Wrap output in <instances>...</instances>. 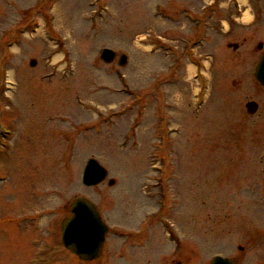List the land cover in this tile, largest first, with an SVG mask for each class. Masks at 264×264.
<instances>
[{
	"label": "rangeland",
	"instance_id": "obj_1",
	"mask_svg": "<svg viewBox=\"0 0 264 264\" xmlns=\"http://www.w3.org/2000/svg\"><path fill=\"white\" fill-rule=\"evenodd\" d=\"M165 2L0 0V264H38L29 258L46 242L57 255L54 264L60 257L64 264H90L76 262L58 243L59 222L70 215L67 205L81 196L96 204L109 229L103 255L92 264H162L161 257L148 263L145 254L126 262L119 231L135 228L139 219L133 224L131 217L159 202L156 180L166 177L161 179L163 171L173 180L164 185L176 195L170 218L185 249H192L191 264H208L215 255L238 263L248 236L252 246L259 244L252 264H264V89L253 78L264 15L249 27L228 20V35L215 33L216 44L208 40L198 48L203 59L213 57L214 81L204 108L192 116L197 92L185 50L193 34L160 24L154 5L167 8ZM238 2L239 21L252 22L247 0ZM231 42L237 51L225 47ZM159 45L163 49L156 51ZM106 47L127 55L124 69L100 61ZM119 89L133 96L117 95ZM248 101L258 104L254 116L245 112ZM116 111L122 115L109 125L101 121ZM158 136L165 139L161 152ZM91 158L108 178L86 188L80 175ZM253 176L260 187L250 184ZM24 213L39 219L35 232L14 228ZM48 221L57 238H49ZM155 234L159 241L149 244L164 253L163 237ZM32 240H38L35 254Z\"/></svg>",
	"mask_w": 264,
	"mask_h": 264
},
{
	"label": "water",
	"instance_id": "obj_2",
	"mask_svg": "<svg viewBox=\"0 0 264 264\" xmlns=\"http://www.w3.org/2000/svg\"><path fill=\"white\" fill-rule=\"evenodd\" d=\"M262 45H259L261 49ZM115 54L110 50H103L101 59L110 63L113 61ZM126 62L125 56L119 59V66H124ZM255 79L264 87V53L255 67ZM247 111L253 114L257 105L248 103ZM105 171L98 164L90 160L83 174V184L93 186L101 182L105 178ZM71 211L74 216L62 223L63 243L71 252L77 254L82 260H91L100 253L105 232L104 226L101 224L94 207L85 199H75L71 203ZM212 264H232L228 260L215 258Z\"/></svg>",
	"mask_w": 264,
	"mask_h": 264
},
{
	"label": "flooded vegetation",
	"instance_id": "obj_3",
	"mask_svg": "<svg viewBox=\"0 0 264 264\" xmlns=\"http://www.w3.org/2000/svg\"><path fill=\"white\" fill-rule=\"evenodd\" d=\"M151 218H154V217H151ZM126 237L129 240L132 237V235L127 234ZM173 243H174V245H176L175 242H173ZM138 244H139L138 249L140 251H143L145 247H144V244L142 243V239L140 240V242H138ZM126 245H127V249H130L132 247L131 243H129V242H126ZM177 257L179 258L178 261L176 259ZM182 259H183L182 253H180V255H178L176 253V251H174V253H173V250L170 248L169 253L165 256V259L163 262H164V264H189V259L184 258L183 259L184 262H182Z\"/></svg>",
	"mask_w": 264,
	"mask_h": 264
}]
</instances>
